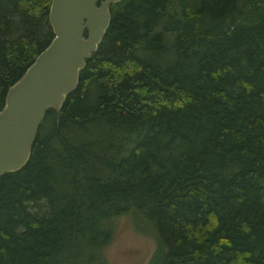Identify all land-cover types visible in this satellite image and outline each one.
Returning <instances> with one entry per match:
<instances>
[{"label": "trees", "instance_id": "16d2710c", "mask_svg": "<svg viewBox=\"0 0 264 264\" xmlns=\"http://www.w3.org/2000/svg\"><path fill=\"white\" fill-rule=\"evenodd\" d=\"M51 0H0V109L49 43ZM27 163L0 174V264H264V0H119ZM86 33V32H85Z\"/></svg>", "mask_w": 264, "mask_h": 264}, {"label": "water", "instance_id": "95a60500", "mask_svg": "<svg viewBox=\"0 0 264 264\" xmlns=\"http://www.w3.org/2000/svg\"><path fill=\"white\" fill-rule=\"evenodd\" d=\"M117 1L51 0L53 37L7 88L0 109V174L27 163L47 108L59 109L77 87L80 69L103 37L109 7Z\"/></svg>", "mask_w": 264, "mask_h": 264}, {"label": "rangeland", "instance_id": "374dc122", "mask_svg": "<svg viewBox=\"0 0 264 264\" xmlns=\"http://www.w3.org/2000/svg\"><path fill=\"white\" fill-rule=\"evenodd\" d=\"M155 237L136 230L130 214L122 213L114 220V236L104 255L109 264H148Z\"/></svg>", "mask_w": 264, "mask_h": 264}]
</instances>
